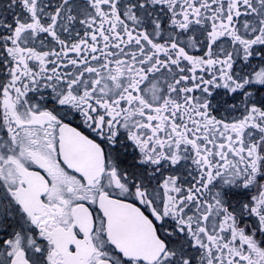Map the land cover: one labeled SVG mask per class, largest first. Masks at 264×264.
<instances>
[{
	"label": "snow or ice",
	"instance_id": "snow-or-ice-1",
	"mask_svg": "<svg viewBox=\"0 0 264 264\" xmlns=\"http://www.w3.org/2000/svg\"><path fill=\"white\" fill-rule=\"evenodd\" d=\"M0 264H264V0H0Z\"/></svg>",
	"mask_w": 264,
	"mask_h": 264
}]
</instances>
